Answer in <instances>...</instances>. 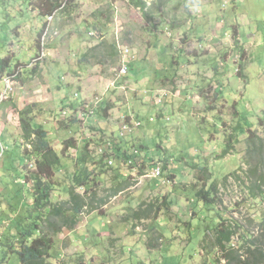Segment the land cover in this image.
I'll list each match as a JSON object with an SVG mask.
<instances>
[{"label":"rangeland","instance_id":"rangeland-1","mask_svg":"<svg viewBox=\"0 0 264 264\" xmlns=\"http://www.w3.org/2000/svg\"><path fill=\"white\" fill-rule=\"evenodd\" d=\"M39 1L0 0V58H11L0 76V264H20L8 242L34 220L53 236V264H226L202 249L203 238L221 218L257 235L264 213L248 190L264 178V0H146V9L133 0H66L38 47L47 20ZM31 103L34 125L49 130L60 154L66 138L77 142L62 155L52 205L69 208L75 170L95 166L84 173L96 182L86 196L98 210L84 209L58 234L47 211L30 214L33 185L23 170L31 156L22 150L32 146L18 110ZM126 122L132 128L120 136ZM124 160L132 183L110 195ZM157 163L162 176L153 177ZM213 183L216 203L199 200L197 190Z\"/></svg>","mask_w":264,"mask_h":264},{"label":"trees","instance_id":"trees-1","mask_svg":"<svg viewBox=\"0 0 264 264\" xmlns=\"http://www.w3.org/2000/svg\"><path fill=\"white\" fill-rule=\"evenodd\" d=\"M66 0H40L39 2H33L35 9L39 10V14L49 16L56 10L59 11L63 3ZM145 1V0H144ZM143 0H133L137 6L146 7V2ZM47 25V20L44 23L43 28L38 34L36 45L41 46V37L43 31ZM10 56L7 55L4 58H0V76L4 72L10 71L11 64ZM30 71L35 73L36 66L32 65ZM241 73V69H238ZM37 103H31L23 109L18 110L20 126L23 131V139L32 146V148L25 147L22 152L25 156H31L28 158L27 163L24 164V180L26 183L32 182L33 185V201L31 209V217H41L43 211H47L46 223L55 234L62 231L63 227L73 229L78 225L80 221V215L87 208L88 213L98 210V206L93 205V201L88 200L86 194L93 189V182L90 180V175L85 174L89 168H95V166H85L86 169L75 170L73 175V181L68 186L67 193L70 197L69 208L63 205H52L50 203V195L53 190L61 183L60 171L62 166V155H67L69 148H76V138L69 137L63 141V148L61 154L51 144L49 140V130L43 125H34V119L36 113H34V106ZM109 106L103 107V111H106ZM1 145V141H0ZM3 147V145H1ZM5 148H3V151ZM230 149L227 150V152ZM34 155V157H33ZM127 157V155H126ZM131 166L139 168V174H144V166L140 165L138 158H131ZM146 161L143 159V163ZM125 164L118 168L116 175V182L114 183V189L110 195H117L119 192L128 188L131 185V181L124 178V169L128 165L127 160H124ZM153 163V162H151ZM89 167V168H88ZM89 171V170H88ZM97 172V170H96ZM100 173V172H99ZM78 187H84L85 192L81 193L77 190ZM217 190V184L213 183L210 188L201 187L197 190L196 195L199 200L204 203H216V198L211 194ZM249 192L253 197H260L264 200V178L263 175H259L249 187ZM104 202V201H103ZM70 214H67L66 211ZM33 213V214H32ZM259 231L257 235L251 233L249 229H245L239 223H234L228 218H221V220L215 225L212 235L208 238L205 236L202 241V249L207 250V253L213 251H219L226 260V264H264V213L259 218ZM2 225V224H0ZM39 222L34 220L33 223L25 227L23 238L18 243H9L8 247L10 251H16L20 257V264H53L50 261L51 250L53 248V236L49 231L38 228ZM38 230V233L34 235L32 229ZM238 235V246H234L232 243L233 237ZM0 239H3L0 237ZM209 241V242H208ZM7 244V243H6ZM5 244V245H6ZM218 261V260H217ZM208 260H204L203 264H208Z\"/></svg>","mask_w":264,"mask_h":264},{"label":"built area","instance_id":"built-area-1","mask_svg":"<svg viewBox=\"0 0 264 264\" xmlns=\"http://www.w3.org/2000/svg\"><path fill=\"white\" fill-rule=\"evenodd\" d=\"M145 2H146V0H145ZM146 7H147V4H146ZM146 7H145V9H146ZM57 12H58V10H56L53 14L47 16V21H51L54 18V16L56 15ZM128 71H129V64L128 63H124V65L120 69V74L121 75H126L128 73ZM77 95L78 94L76 93V96ZM91 113H94V110H91ZM151 120H153V118ZM139 125H141V123L140 122H137V124L135 126H139ZM121 127L122 128H120V136H123V134H124V132L122 131V129L123 130H126V129H130L131 130V128H132V127H128V122H126ZM109 146H110V143H108L105 147H101V151L100 152L101 153H104L105 150H109V148H110ZM3 148L4 147H2V151H3ZM1 156H2V154H0V157ZM108 162H109L110 165L113 164V160L112 159H109ZM129 163H131V160H129ZM124 174L127 175L125 172H124ZM151 175L153 177H160V176H162V167H161V165L159 163H157L156 165H154L151 168Z\"/></svg>","mask_w":264,"mask_h":264}]
</instances>
